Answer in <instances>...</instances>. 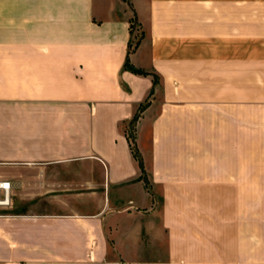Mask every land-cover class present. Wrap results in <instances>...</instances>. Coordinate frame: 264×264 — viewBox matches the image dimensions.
<instances>
[{"label":"crops","instance_id":"crops-1","mask_svg":"<svg viewBox=\"0 0 264 264\" xmlns=\"http://www.w3.org/2000/svg\"><path fill=\"white\" fill-rule=\"evenodd\" d=\"M129 2L0 0V264H264V0Z\"/></svg>","mask_w":264,"mask_h":264},{"label":"rangeland","instance_id":"rangeland-1","mask_svg":"<svg viewBox=\"0 0 264 264\" xmlns=\"http://www.w3.org/2000/svg\"><path fill=\"white\" fill-rule=\"evenodd\" d=\"M127 2V4L130 6V8L132 7V2H129V0H125ZM131 34H132V37H131V48L133 47L134 43L136 42V40L139 38L140 34H141V29L140 27L138 26L137 22H135V20H133L131 22ZM134 133V129H133V126H131V128H129V136L130 137H133V134ZM11 205H8V206H0V213H4L5 211H8V210H11L9 209Z\"/></svg>","mask_w":264,"mask_h":264},{"label":"built area","instance_id":"built-area-1","mask_svg":"<svg viewBox=\"0 0 264 264\" xmlns=\"http://www.w3.org/2000/svg\"><path fill=\"white\" fill-rule=\"evenodd\" d=\"M11 184L9 181H2L0 182V206H8L11 202V197L9 199L6 197V192L11 190Z\"/></svg>","mask_w":264,"mask_h":264},{"label":"trees","instance_id":"trees-1","mask_svg":"<svg viewBox=\"0 0 264 264\" xmlns=\"http://www.w3.org/2000/svg\"><path fill=\"white\" fill-rule=\"evenodd\" d=\"M125 67L135 70V69H134V68L128 63V61L126 62ZM131 142H132L131 144H132V148H133V151H134L135 156H136L138 159H140V156H139V154H138V152H137V150H136V147H135V143H134V135H133V137H131Z\"/></svg>","mask_w":264,"mask_h":264},{"label":"bare ground","instance_id":"bare-ground-1","mask_svg":"<svg viewBox=\"0 0 264 264\" xmlns=\"http://www.w3.org/2000/svg\"><path fill=\"white\" fill-rule=\"evenodd\" d=\"M0 182H2V180H0ZM7 194H6V197L9 199V197H10V192H9V190L6 192ZM0 200H1V198H0Z\"/></svg>","mask_w":264,"mask_h":264}]
</instances>
